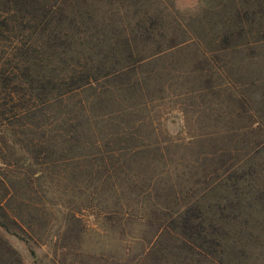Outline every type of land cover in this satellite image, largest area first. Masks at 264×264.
Listing matches in <instances>:
<instances>
[{"label": "trees", "instance_id": "1", "mask_svg": "<svg viewBox=\"0 0 264 264\" xmlns=\"http://www.w3.org/2000/svg\"><path fill=\"white\" fill-rule=\"evenodd\" d=\"M164 2L0 0V117L31 136L35 155L60 152L67 169H79L74 177L90 171L94 186L110 181L129 188L150 178L166 158L173 161L149 104L162 88L161 60L192 43L188 23L159 16ZM204 111L222 115L209 104ZM235 134L215 144L216 157L207 158L219 166L198 180L199 188L159 186L161 212L150 217L158 228L141 264H212L238 235L262 225L254 217L264 214L256 171L247 162L226 168ZM240 138V149L254 148L246 131ZM194 154V161L206 156L203 149ZM136 161L141 174L133 173ZM0 225L13 233L21 227L7 213Z\"/></svg>", "mask_w": 264, "mask_h": 264}, {"label": "rangeland", "instance_id": "2", "mask_svg": "<svg viewBox=\"0 0 264 264\" xmlns=\"http://www.w3.org/2000/svg\"><path fill=\"white\" fill-rule=\"evenodd\" d=\"M165 1L157 13L168 22L188 23L192 42L163 57L162 88L149 103L173 161L166 158L139 185L94 186L90 171L87 178L74 177L79 169H67L60 152L35 155L31 136L0 117V204L7 211L0 208V222L7 213L21 226L13 233L0 225V264H141L158 228L150 217L161 212L159 186L175 192L199 188L198 180L219 166L207 157H216L215 144L226 142L230 131L236 134L225 151L231 153L224 157L226 168L232 162L252 165L264 192V0ZM208 104L221 118L207 115ZM233 123L241 129H231ZM245 131L253 149H240ZM201 149L204 158L190 159ZM132 169L143 172L138 161ZM254 217L262 225L237 234L238 242L212 264H264V214Z\"/></svg>", "mask_w": 264, "mask_h": 264}]
</instances>
